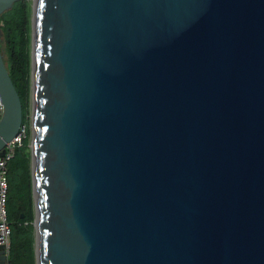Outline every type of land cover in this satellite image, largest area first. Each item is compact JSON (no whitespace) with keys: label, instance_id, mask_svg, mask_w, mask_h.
I'll return each instance as SVG.
<instances>
[{"label":"water","instance_id":"obj_1","mask_svg":"<svg viewBox=\"0 0 264 264\" xmlns=\"http://www.w3.org/2000/svg\"><path fill=\"white\" fill-rule=\"evenodd\" d=\"M30 28L35 264H264V0H32ZM0 100L1 159V52Z\"/></svg>","mask_w":264,"mask_h":264},{"label":"trees","instance_id":"obj_2","mask_svg":"<svg viewBox=\"0 0 264 264\" xmlns=\"http://www.w3.org/2000/svg\"><path fill=\"white\" fill-rule=\"evenodd\" d=\"M30 18L26 0H17L0 15V52L21 103L22 124L29 123L30 102ZM23 146L7 164L8 194L6 200L10 240L7 264H35L34 207L30 169L29 131Z\"/></svg>","mask_w":264,"mask_h":264},{"label":"built area","instance_id":"obj_3","mask_svg":"<svg viewBox=\"0 0 264 264\" xmlns=\"http://www.w3.org/2000/svg\"><path fill=\"white\" fill-rule=\"evenodd\" d=\"M3 116V105L0 100V120ZM27 126L22 124L17 135L5 146L4 156L0 159V247L4 248L8 257L10 227L7 221L6 200L8 194L7 164L13 158L16 150L23 146L27 134Z\"/></svg>","mask_w":264,"mask_h":264},{"label":"rangeland","instance_id":"obj_4","mask_svg":"<svg viewBox=\"0 0 264 264\" xmlns=\"http://www.w3.org/2000/svg\"><path fill=\"white\" fill-rule=\"evenodd\" d=\"M29 5H30V9L32 7V0H26ZM31 51V50H30ZM30 68H31V63H30ZM30 87H31V70H30ZM31 91H30V102H29V123H28V131H29V137H28V147L31 145V141H32V136H31V131H32V98H31ZM27 126V125H26ZM34 236H35V232H34ZM35 242V240H34ZM35 247V244H34Z\"/></svg>","mask_w":264,"mask_h":264}]
</instances>
